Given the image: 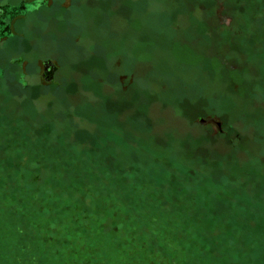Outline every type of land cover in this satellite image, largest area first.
<instances>
[{
	"label": "rangeland",
	"instance_id": "rangeland-1",
	"mask_svg": "<svg viewBox=\"0 0 264 264\" xmlns=\"http://www.w3.org/2000/svg\"><path fill=\"white\" fill-rule=\"evenodd\" d=\"M21 1L0 94L72 126L0 157V264H264V0Z\"/></svg>",
	"mask_w": 264,
	"mask_h": 264
},
{
	"label": "water",
	"instance_id": "water-1",
	"mask_svg": "<svg viewBox=\"0 0 264 264\" xmlns=\"http://www.w3.org/2000/svg\"><path fill=\"white\" fill-rule=\"evenodd\" d=\"M18 3L9 5H17ZM30 12L31 9L28 7L26 13H22L13 19L11 30ZM33 110L37 113L35 112V115L33 113L32 116H29L26 105L0 94V118H5L0 119V157L72 126L36 109ZM19 120H22L25 124H22Z\"/></svg>",
	"mask_w": 264,
	"mask_h": 264
},
{
	"label": "flooded vegetation",
	"instance_id": "flooded-vegetation-1",
	"mask_svg": "<svg viewBox=\"0 0 264 264\" xmlns=\"http://www.w3.org/2000/svg\"><path fill=\"white\" fill-rule=\"evenodd\" d=\"M35 1H21L17 5L0 6V38L11 35V22L13 19L26 13L29 6H33Z\"/></svg>",
	"mask_w": 264,
	"mask_h": 264
},
{
	"label": "trees",
	"instance_id": "trees-1",
	"mask_svg": "<svg viewBox=\"0 0 264 264\" xmlns=\"http://www.w3.org/2000/svg\"><path fill=\"white\" fill-rule=\"evenodd\" d=\"M22 101V103L23 102H25L24 101V99H22L21 100ZM26 103V102H25ZM24 103V104H25ZM27 104V103H26ZM27 106V111H28V115L29 116H32V114L34 113V115L37 113L35 110H33L32 108H31V106L28 104V105H26ZM36 112V113H35ZM0 119H5V118H0ZM0 122H1V120H0ZM9 122H11V121H9ZM19 122H22V124H25V122H23L22 120H19ZM47 125V124H46ZM42 128H43V126H41ZM24 128H25V126H24ZM45 129V128H44ZM88 178H89V176H87ZM86 177V178H87ZM258 228V229H257ZM260 229V225H257V226H255V228L253 227V228H251L250 227V234H248V241L250 242V244L252 245V242H256L257 243V241L259 240V239H261L262 237L260 236V237H258V240H257V237H255V235H256V232H257V230H259ZM24 236L26 235V234H23ZM250 235V236H249ZM260 253H261V257H263L264 256V252L262 251V249H260ZM26 261H29V259H27ZM26 261H24V260H22L21 259V262H20V264H29L28 262H26ZM31 263V262H30Z\"/></svg>",
	"mask_w": 264,
	"mask_h": 264
}]
</instances>
